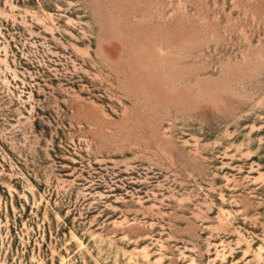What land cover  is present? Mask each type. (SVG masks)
Wrapping results in <instances>:
<instances>
[{
  "label": "rangeland",
  "instance_id": "obj_1",
  "mask_svg": "<svg viewBox=\"0 0 264 264\" xmlns=\"http://www.w3.org/2000/svg\"><path fill=\"white\" fill-rule=\"evenodd\" d=\"M0 264H264V0H0Z\"/></svg>",
  "mask_w": 264,
  "mask_h": 264
}]
</instances>
